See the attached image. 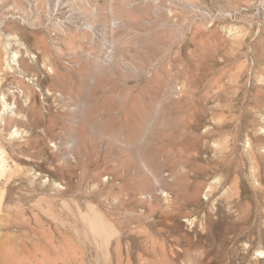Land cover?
I'll use <instances>...</instances> for the list:
<instances>
[{
	"label": "rangeland",
	"instance_id": "rangeland-1",
	"mask_svg": "<svg viewBox=\"0 0 264 264\" xmlns=\"http://www.w3.org/2000/svg\"><path fill=\"white\" fill-rule=\"evenodd\" d=\"M260 154L264 0H0V264H264Z\"/></svg>",
	"mask_w": 264,
	"mask_h": 264
},
{
	"label": "bare ground",
	"instance_id": "bare-ground-1",
	"mask_svg": "<svg viewBox=\"0 0 264 264\" xmlns=\"http://www.w3.org/2000/svg\"><path fill=\"white\" fill-rule=\"evenodd\" d=\"M259 159H260V162H261V168H262V170H263V172H264V154H260L259 155ZM264 178V177H263ZM262 178V179H263ZM263 181H264V179H263ZM5 259H6V257H5Z\"/></svg>",
	"mask_w": 264,
	"mask_h": 264
}]
</instances>
